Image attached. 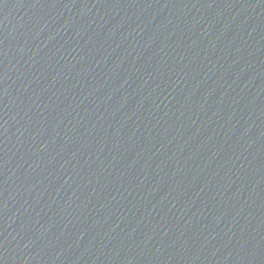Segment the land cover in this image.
Wrapping results in <instances>:
<instances>
[{
	"label": "water",
	"instance_id": "1",
	"mask_svg": "<svg viewBox=\"0 0 264 264\" xmlns=\"http://www.w3.org/2000/svg\"><path fill=\"white\" fill-rule=\"evenodd\" d=\"M0 264H264V0H0Z\"/></svg>",
	"mask_w": 264,
	"mask_h": 264
}]
</instances>
